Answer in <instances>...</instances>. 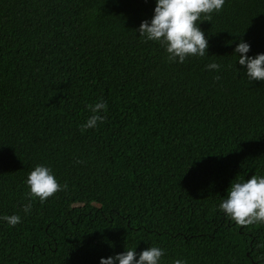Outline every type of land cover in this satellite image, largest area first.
<instances>
[{
  "label": "trees",
  "instance_id": "obj_1",
  "mask_svg": "<svg viewBox=\"0 0 264 264\" xmlns=\"http://www.w3.org/2000/svg\"><path fill=\"white\" fill-rule=\"evenodd\" d=\"M154 8L0 0V216L22 218L0 221V264H99L150 246L164 264H264V223L219 209L236 178L264 176V81L233 54L240 40L264 53V0H226L200 25L208 54L184 63L139 37ZM101 100L105 121L82 129ZM221 137L244 141L246 162ZM36 165L67 187L31 197Z\"/></svg>",
  "mask_w": 264,
  "mask_h": 264
},
{
  "label": "clouds",
  "instance_id": "obj_2",
  "mask_svg": "<svg viewBox=\"0 0 264 264\" xmlns=\"http://www.w3.org/2000/svg\"><path fill=\"white\" fill-rule=\"evenodd\" d=\"M226 0H155L154 14L151 20L143 21L138 29L139 37L146 41L161 44L167 53V60L172 63H184L189 57H203L208 54L209 42L200 25L204 21L211 22L212 13L222 10ZM251 45L244 40L236 45L233 54L237 64L243 67V76L251 83L264 81V53L249 55ZM207 70L219 71L221 65L212 62L206 65ZM238 70V69H237ZM240 72V70H238ZM219 79V77H217ZM92 115L81 126L82 129L95 128L103 123L107 112V104L99 101L88 106ZM26 184L30 196L44 202L67 185H61L52 169L45 165H36L28 174ZM31 200L23 205V211L29 213ZM219 209L228 218L239 224L264 223V176L252 175L246 180L235 179L227 195L221 200ZM19 215L0 216V221L9 226L21 222ZM165 250L158 246H150L139 254L136 248H126L107 258L101 257L99 264H164ZM172 264H187L183 258L173 260Z\"/></svg>",
  "mask_w": 264,
  "mask_h": 264
},
{
  "label": "rangeland",
  "instance_id": "obj_3",
  "mask_svg": "<svg viewBox=\"0 0 264 264\" xmlns=\"http://www.w3.org/2000/svg\"><path fill=\"white\" fill-rule=\"evenodd\" d=\"M129 107H121L122 111L126 113L129 111ZM221 142L232 152L236 154L239 159V162H246L245 160V151L242 149V145L245 143L244 141L240 143V148L238 147V142L234 141L231 137H221Z\"/></svg>",
  "mask_w": 264,
  "mask_h": 264
}]
</instances>
